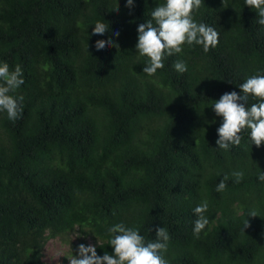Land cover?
<instances>
[{"label": "trees", "instance_id": "trees-1", "mask_svg": "<svg viewBox=\"0 0 264 264\" xmlns=\"http://www.w3.org/2000/svg\"><path fill=\"white\" fill-rule=\"evenodd\" d=\"M164 3L0 0V63L20 65L25 81L12 93L24 97L20 118L0 111V264H65L81 244L111 255L118 223L146 242L166 228L169 264H264V145L246 130L240 146L219 149L212 108L264 75V25L245 0H203L194 19L218 45L185 44L149 76L137 28ZM97 21L109 24L104 35L92 34ZM205 201L210 223L196 238L193 209ZM52 239L66 247L60 261L45 259Z\"/></svg>", "mask_w": 264, "mask_h": 264}, {"label": "clouds", "instance_id": "clouds-1", "mask_svg": "<svg viewBox=\"0 0 264 264\" xmlns=\"http://www.w3.org/2000/svg\"><path fill=\"white\" fill-rule=\"evenodd\" d=\"M147 2V0H146ZM245 4L255 9L258 14V23L264 25V0H245ZM203 0H165L151 11V19L139 24L137 28L138 43L136 49L139 55L146 56L149 63L142 71L149 76L156 74L164 68V59L183 51L188 46L201 45L207 53L219 43V33L204 23L194 19V12L203 6ZM126 6L131 8L133 0H126ZM118 11L119 7L113 9ZM109 30V24L97 21L94 25L93 35H104ZM114 35L118 36L116 32ZM113 46L111 38L108 41L98 40L95 48L103 50ZM178 73L187 71V64L183 60L174 62ZM23 71L20 65L14 70L8 63H0V111L7 113L8 119L15 121L20 118L23 108V96H14L21 85L24 84ZM240 93L236 91L224 93L218 101L212 104L217 116L223 117V123L217 129L216 144L219 149L229 150L230 146H240L241 133L250 130L252 145L257 148L264 145V75H253L239 85ZM249 96L257 98L258 102L248 105ZM242 101V103H240ZM235 182L243 179L242 171L232 173ZM264 182V171L258 175ZM228 176H224L217 185L216 191H225ZM205 201L193 209L197 219L194 222L193 234L199 238L200 233L209 225L210 221L205 213L208 210ZM248 216L257 217L255 209L249 211ZM250 227L249 221L244 222V229ZM151 231V229H150ZM110 235L109 245L114 249L113 254L105 252L99 256L93 245L81 244L78 246V256L67 257L70 264H169L164 254L168 250L169 233L164 227L155 229V240L145 241L136 227H126L123 223L114 224L108 228Z\"/></svg>", "mask_w": 264, "mask_h": 264}, {"label": "rangeland", "instance_id": "rangeland-1", "mask_svg": "<svg viewBox=\"0 0 264 264\" xmlns=\"http://www.w3.org/2000/svg\"><path fill=\"white\" fill-rule=\"evenodd\" d=\"M65 250L66 247L60 239H52L46 244L44 249L45 259L49 261H60L61 257L65 254ZM65 264H70L68 259Z\"/></svg>", "mask_w": 264, "mask_h": 264}]
</instances>
